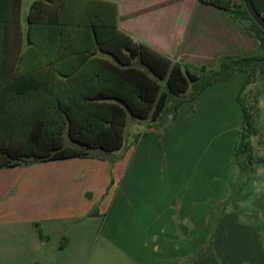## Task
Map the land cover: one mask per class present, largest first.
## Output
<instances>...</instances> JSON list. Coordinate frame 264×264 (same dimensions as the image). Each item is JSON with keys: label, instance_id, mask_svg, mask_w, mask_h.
<instances>
[{"label": "crops", "instance_id": "1", "mask_svg": "<svg viewBox=\"0 0 264 264\" xmlns=\"http://www.w3.org/2000/svg\"><path fill=\"white\" fill-rule=\"evenodd\" d=\"M31 1L20 0L16 7L10 0H0V69L15 67L27 46ZM102 1L114 4L118 30L187 69L216 68L224 57L258 50L246 19L234 18L200 0ZM62 2L68 6V17H74L80 0ZM31 58L27 54L23 66L28 67ZM238 74L214 82L182 102L161 128H146L144 120L128 118L126 126L129 120L138 124L129 152L109 160L99 158L102 153L80 158L93 162L95 171L105 170V185L109 182L111 189L116 187L110 195L101 192L81 215L100 216L108 227L102 232L105 238L124 253L131 252L138 264H264V179L251 182L245 196V217L222 204V188L242 119L236 99L241 83ZM124 144L125 139L115 151ZM15 168L17 165L0 168V200L5 201H0V264H39L46 250L36 233L37 228L45 227V207L14 204L11 189L22 179L12 173ZM96 175L91 172L89 177ZM20 193L27 189L20 188ZM50 221L67 231L68 239L56 253L59 257L72 254L78 229L81 238L91 243L87 221L78 223L70 212L54 215ZM133 223L138 224L135 244L146 245L144 249L130 248L126 237H119Z\"/></svg>", "mask_w": 264, "mask_h": 264}, {"label": "trees", "instance_id": "2", "mask_svg": "<svg viewBox=\"0 0 264 264\" xmlns=\"http://www.w3.org/2000/svg\"><path fill=\"white\" fill-rule=\"evenodd\" d=\"M200 1L250 20L260 45L264 32L242 0ZM10 2L18 7L20 0ZM251 2L264 19V0ZM76 8L69 18L62 0L29 4L27 46L15 67L0 69V168L113 152L122 145L128 118L161 126L167 113L174 117L182 102L208 85L235 72L248 80L264 70L263 51L224 57L216 68L195 73L118 30L111 2L80 0ZM27 54L28 67L23 66ZM236 99L246 129L238 133L236 148L245 153L250 112Z\"/></svg>", "mask_w": 264, "mask_h": 264}, {"label": "rangeland", "instance_id": "3", "mask_svg": "<svg viewBox=\"0 0 264 264\" xmlns=\"http://www.w3.org/2000/svg\"><path fill=\"white\" fill-rule=\"evenodd\" d=\"M230 3L237 4L239 0H230ZM246 21L250 25V20L246 19ZM261 37L262 41L260 45L258 43V50H256L254 55H259L264 51V36ZM256 41L258 42L257 38ZM188 68L195 73H198L200 69L199 67ZM238 75L241 83L236 92V97L243 101L244 106L250 112L247 129L249 146L245 153H240L236 148L238 133L246 131L243 128V119H241L237 127L236 142L222 188V197H224L222 204L232 206L241 217H245L246 192L250 190L251 182H261L264 179V70L256 71L248 80L245 79L244 73L239 72ZM169 119L170 113H167L165 122L161 126L155 125L152 128H161L166 122L170 121ZM134 121L129 120L126 126L127 130L124 133L126 144H124V147L110 154L102 153L99 158L103 156L108 160L114 159L121 153L131 150L134 135L138 129V124L134 123ZM143 123L148 122L143 121ZM99 163L98 166H100ZM92 164L93 162L91 161L74 157L71 159L21 163L12 171L13 174L18 173L22 177L16 184H13L11 189L13 190L12 198L14 204L22 202L28 204L30 208L35 207L37 204L45 207V227L43 229L37 228L36 233L45 242L44 248L46 250L40 257L39 264H138L131 258L133 255L131 252L124 253L105 238L102 232L103 230L106 232L108 227L106 223H102L100 216L96 218V216H91L90 214L81 215L85 210L87 211L91 208L101 192L106 191L110 195L116 189V187L111 189L112 186L109 182L105 185L104 179L107 178L105 170L97 169L95 171V169H92ZM91 172L97 174L93 176V178H97L96 180L90 179L89 174ZM100 174L104 176L101 177ZM70 178L74 180L69 181ZM20 188L27 189V193L21 194ZM117 208L118 205L115 210ZM69 212L77 217L78 223L87 221L89 230L92 229V240L91 243H86L81 238L80 229H78L77 236L71 247L72 254L66 257H59L56 253L65 244L68 235L64 234L67 231L60 229L63 225L58 229L57 225H51L52 222L50 220L53 219L54 215L60 216ZM114 217L119 219L118 213L114 214ZM61 224H65L64 221ZM137 225L133 223V226L126 229L119 237H126L125 241L131 243L128 245L130 248L136 247L138 249L142 247L144 249L146 245L135 244L137 243L134 238L138 229ZM63 229H65V226ZM108 231L110 233V229ZM140 262L141 264L143 263V261Z\"/></svg>", "mask_w": 264, "mask_h": 264}, {"label": "water", "instance_id": "4", "mask_svg": "<svg viewBox=\"0 0 264 264\" xmlns=\"http://www.w3.org/2000/svg\"><path fill=\"white\" fill-rule=\"evenodd\" d=\"M242 3L250 16L251 20L259 26V28L264 32V19L262 16L255 10L254 6L252 5L251 0H242Z\"/></svg>", "mask_w": 264, "mask_h": 264}]
</instances>
